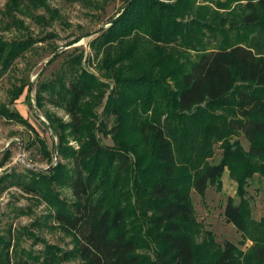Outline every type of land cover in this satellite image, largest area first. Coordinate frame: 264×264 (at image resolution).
<instances>
[{
  "label": "trees",
  "instance_id": "obj_1",
  "mask_svg": "<svg viewBox=\"0 0 264 264\" xmlns=\"http://www.w3.org/2000/svg\"><path fill=\"white\" fill-rule=\"evenodd\" d=\"M197 1L127 0L92 42L97 54L104 50L97 65L102 76L114 82L104 108L114 118L108 131L114 145L92 134L78 151L66 144L108 86L88 71L76 74L82 55L38 90L71 117L57 124L58 150L71 167L58 164L18 183L44 200L52 228L72 237L79 264H238L233 243L218 246L210 231L197 242L201 226L190 193L204 197L225 167L238 194L253 173L264 175V165L251 159L264 157V0ZM39 4L48 10L45 0H7L0 14L15 21L14 13L32 16ZM34 43L31 36L0 38V68L8 70ZM0 116L20 118L2 106ZM233 132L245 136L249 152L229 142ZM215 141L223 153L211 165L206 159ZM54 187L68 188L70 198ZM223 215L241 233L240 244L253 241L244 264H264V223L232 197ZM8 250L0 264H60L53 254L17 258Z\"/></svg>",
  "mask_w": 264,
  "mask_h": 264
},
{
  "label": "rangeland",
  "instance_id": "obj_2",
  "mask_svg": "<svg viewBox=\"0 0 264 264\" xmlns=\"http://www.w3.org/2000/svg\"><path fill=\"white\" fill-rule=\"evenodd\" d=\"M126 1L45 0L48 10L45 5L39 4L33 9L32 16L16 12L13 16L16 20L13 21L0 14V38L13 41L31 36L35 41L32 49L16 59L8 70L0 68V106L20 115L18 119L0 116V255L3 248L9 246L11 256L17 258L30 255L42 260L44 256L53 254L60 264L80 263L72 253V237L52 228L55 222L48 218L44 200L38 195L26 193L18 181L28 182L33 173L48 174L58 164L71 167L70 161L63 159L59 153L60 132L57 128L58 123H70L71 117L62 107L51 102L47 93L39 98L38 90L44 83L53 81L61 68L67 67L73 58L80 55L82 60L75 68L76 74L88 71L108 86L104 88L101 101L92 110L93 115L83 121L76 138H66V144L78 151L80 144L92 134L101 144L114 145L108 134L115 124L114 118L104 111L114 82L104 79L103 70L97 66L104 50L97 54L91 44L117 17ZM6 2L0 0V9ZM199 4L198 0L196 5ZM54 11L57 13L54 14ZM34 17L42 19L38 21ZM189 19L185 18L186 22ZM216 26L218 30L220 26ZM228 26L226 24L225 27ZM215 113L223 111L216 110ZM232 117L227 114L226 121ZM228 139L234 146L236 144L244 152H249L250 143L242 133L233 132ZM222 148L221 142H212V156L206 159L207 163L218 164L222 159ZM251 159L264 165V157ZM238 187V182L225 167L219 185H209L204 197L193 190L190 196L195 219L201 226L196 235L197 242L206 238L205 231H210L218 246L222 247L226 241L236 245L240 251L238 264H244L250 259L248 250L253 241L248 238L240 244L242 235L226 222L224 206L228 197H232L236 204L244 200L249 217L256 223H264V175L253 173L245 180L239 194ZM55 190L61 197L70 198L68 188ZM141 253L150 260L153 258L151 250L144 248Z\"/></svg>",
  "mask_w": 264,
  "mask_h": 264
}]
</instances>
